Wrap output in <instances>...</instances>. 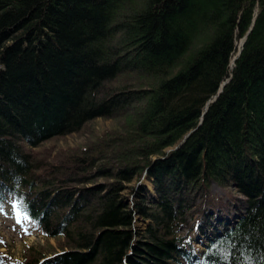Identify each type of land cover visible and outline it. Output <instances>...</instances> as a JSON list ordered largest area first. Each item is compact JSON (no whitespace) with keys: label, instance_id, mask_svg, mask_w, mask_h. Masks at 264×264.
<instances>
[{"label":"trees","instance_id":"1","mask_svg":"<svg viewBox=\"0 0 264 264\" xmlns=\"http://www.w3.org/2000/svg\"><path fill=\"white\" fill-rule=\"evenodd\" d=\"M8 195L56 242L15 264H264V0H0Z\"/></svg>","mask_w":264,"mask_h":264},{"label":"rangeland","instance_id":"2","mask_svg":"<svg viewBox=\"0 0 264 264\" xmlns=\"http://www.w3.org/2000/svg\"><path fill=\"white\" fill-rule=\"evenodd\" d=\"M239 40H235V51L240 47ZM235 55V53H234ZM232 60L229 63V67L232 68ZM116 123L115 119L111 118H95L90 122H87L83 126V131L79 133H71L63 137H54L47 139L44 144L39 145L35 150L47 148L53 145L50 153L53 155L58 147L76 145L84 141L85 138H91V132L102 130L103 128H110ZM90 130V135L88 131ZM170 148H167L169 150ZM142 182H147L142 179ZM210 191L214 197L223 196L225 197L226 191L220 189L214 183L210 184ZM138 226H142L143 222L137 221ZM182 232L184 231L181 229ZM194 238L195 233L192 231L190 234ZM0 264H15L18 259L26 256L30 249L35 252L36 249L42 248V251L46 252L49 245L56 247V242L54 237H46L40 229H38L34 222L27 220L23 214H20L15 210V204L13 200L8 195L6 200L0 206ZM204 241L203 237H197L191 241V246L196 251L200 248V243ZM55 250H58L55 249Z\"/></svg>","mask_w":264,"mask_h":264},{"label":"water","instance_id":"3","mask_svg":"<svg viewBox=\"0 0 264 264\" xmlns=\"http://www.w3.org/2000/svg\"><path fill=\"white\" fill-rule=\"evenodd\" d=\"M244 36H245V34H244ZM244 36L240 38L241 40H240L239 43H238V44H240V47H241V45L243 44L242 42H243ZM240 47L238 48V50L236 51L235 55L233 56V58H232L233 61H234V58L236 57V55L239 53ZM233 61H232L231 63H233ZM228 79H229L228 77H225V78L223 79V81L219 84L216 93L213 94L212 98H211L210 100H208V101H212V100L214 99V97H215L216 95H218V94L221 92V90H222L221 88H222L223 84H224ZM205 108H206V105L204 106V109H205ZM187 133H188V132H187ZM187 133H185V134L183 135V137L181 138V140H183V139L187 136ZM180 142H181V141H180ZM180 142H178V143H180Z\"/></svg>","mask_w":264,"mask_h":264},{"label":"snow or ice","instance_id":"4","mask_svg":"<svg viewBox=\"0 0 264 264\" xmlns=\"http://www.w3.org/2000/svg\"><path fill=\"white\" fill-rule=\"evenodd\" d=\"M261 262H264V255L261 256ZM241 264H252L251 258L247 262H241ZM257 264H260V262H257Z\"/></svg>","mask_w":264,"mask_h":264},{"label":"bare ground","instance_id":"5","mask_svg":"<svg viewBox=\"0 0 264 264\" xmlns=\"http://www.w3.org/2000/svg\"><path fill=\"white\" fill-rule=\"evenodd\" d=\"M235 59V58H234ZM233 61V60H232ZM232 65V64H231Z\"/></svg>","mask_w":264,"mask_h":264}]
</instances>
